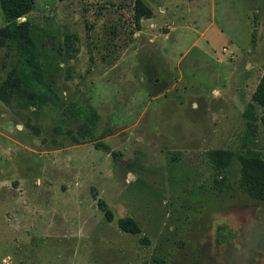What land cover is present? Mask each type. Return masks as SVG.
I'll return each mask as SVG.
<instances>
[{
    "label": "rangeland",
    "instance_id": "1",
    "mask_svg": "<svg viewBox=\"0 0 264 264\" xmlns=\"http://www.w3.org/2000/svg\"><path fill=\"white\" fill-rule=\"evenodd\" d=\"M144 1L151 14L139 28L134 0H35L22 18L60 99L27 71L21 92L47 99L8 89L0 100V264H231L254 254L246 243L224 253L225 229H239L245 211L253 243L248 225L264 231V201L244 189L236 157L216 168L209 151L264 159V106L253 104L255 140L242 144L264 73V0ZM16 59L0 46V86Z\"/></svg>",
    "mask_w": 264,
    "mask_h": 264
},
{
    "label": "trees",
    "instance_id": "2",
    "mask_svg": "<svg viewBox=\"0 0 264 264\" xmlns=\"http://www.w3.org/2000/svg\"><path fill=\"white\" fill-rule=\"evenodd\" d=\"M34 4L35 0H0V8L5 21L4 25L0 27V46H9V50H13L17 56L16 66L8 73L7 78L0 86V100L2 101H6L9 98V94H7L8 89H13L11 92L16 91L19 93L17 95L22 98H28L27 101L29 103H34L35 99L38 98L43 102L47 99L46 94L21 92L25 89V84L27 85L25 75L28 72L48 92L60 99V96L54 91L53 84L55 81L53 76L47 81L46 78H49L51 73L41 66L37 44L32 36L31 23L28 19L20 20L33 9ZM150 14L151 10L144 0H134L133 22L136 27L139 28L141 20L149 17ZM73 39L74 37L70 35L65 38L64 49L68 55H73L74 53L72 47ZM59 54H63L61 50H59ZM22 83L24 86H22ZM251 100L253 103L248 104L244 113L247 118V125L242 144H245L246 141L255 140L256 125L254 122L256 116L252 108L254 103L264 106V73L259 80L258 88L251 95ZM68 108L70 109L71 107ZM73 111L76 112L75 115L77 117L81 116L82 111L80 109ZM87 119L90 124L89 126L92 128L98 119V115L94 109L87 115ZM81 132L79 133L82 134ZM209 157L216 168L225 167L236 157L241 165V181L244 189L251 197L264 200V159L259 157L257 153L250 152L244 155L241 153L237 154L233 150L216 149L209 151ZM120 225L126 231L133 233L139 230L135 223L130 222V219L127 221L126 219L121 220Z\"/></svg>",
    "mask_w": 264,
    "mask_h": 264
},
{
    "label": "flooded vegetation",
    "instance_id": "3",
    "mask_svg": "<svg viewBox=\"0 0 264 264\" xmlns=\"http://www.w3.org/2000/svg\"><path fill=\"white\" fill-rule=\"evenodd\" d=\"M258 200V199H257ZM260 201H264V200H260ZM253 212H248V214H252L254 213V210L252 209ZM244 213H242V217L241 218V221L243 222L242 225H240L239 229H237L236 227L234 228L233 226H228V229H225L227 230L226 232V237H225V240L227 242H225L223 245V248H224V253L225 251H233V249H237V246L238 245H242L243 243L247 244V248L248 249H251L254 254H252V256L249 258V259H245V257L242 255L241 252H238L237 254L239 255V257H241V259H243V261H237V260H232V263L231 264H264V231L261 232L260 229H258V225L254 222L253 225H248L249 228H253L252 230H255L254 232V238L255 240L253 241V243L251 244H248L249 242V237L246 235V232L245 231L247 229V225H246V222L249 220L248 217H247V213L245 211H242ZM246 228V229H245ZM245 229V230H244ZM258 231L261 232V240L257 241V233ZM250 232V231H249ZM226 248V249H225ZM239 248V247H238ZM231 258V257H230ZM232 259V258H231ZM228 261V259H227ZM230 262V261H228Z\"/></svg>",
    "mask_w": 264,
    "mask_h": 264
},
{
    "label": "water",
    "instance_id": "4",
    "mask_svg": "<svg viewBox=\"0 0 264 264\" xmlns=\"http://www.w3.org/2000/svg\"><path fill=\"white\" fill-rule=\"evenodd\" d=\"M20 20H22V19H20Z\"/></svg>",
    "mask_w": 264,
    "mask_h": 264
}]
</instances>
